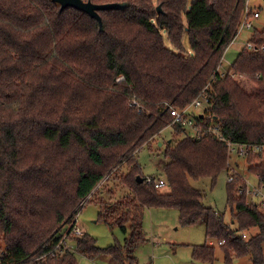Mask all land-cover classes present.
<instances>
[{"label": "trees", "instance_id": "1", "mask_svg": "<svg viewBox=\"0 0 264 264\" xmlns=\"http://www.w3.org/2000/svg\"><path fill=\"white\" fill-rule=\"evenodd\" d=\"M91 1L127 5L99 10L102 29L97 18L54 0H0V264H30L54 247L81 202L79 210L97 203L99 220L119 227L124 241L101 246L93 235L70 230L77 251L38 264H79L78 255L138 264L135 250L148 240L146 210L154 207L177 209L184 226L205 225L194 260L214 263L209 239H216L228 264L244 256L264 264V210L238 193L247 183L241 177L228 183L232 221L193 184L201 178L215 184L228 170L226 141L194 137L172 123L167 109L168 103L183 109L205 90L208 124L219 122L233 143L264 144V49L244 46L219 71L247 0H157L162 11L154 0ZM253 28L249 40L264 48V28ZM166 128L175 132L161 143L168 192L146 181L137 159ZM263 152L248 156L264 187ZM252 227L258 232L245 237Z\"/></svg>", "mask_w": 264, "mask_h": 264}, {"label": "rangeland", "instance_id": "2", "mask_svg": "<svg viewBox=\"0 0 264 264\" xmlns=\"http://www.w3.org/2000/svg\"><path fill=\"white\" fill-rule=\"evenodd\" d=\"M154 3L156 4V9L158 6L161 7V4H159L157 0H154ZM247 5L251 7V9L261 10V16L257 19L253 18L252 21H254V25L257 28L263 29L264 0H247ZM248 14L244 16L242 20L243 23L247 21ZM242 29L243 31L239 32L237 40L232 41L225 52L223 64L219 68L221 75L226 68L234 63L240 51L246 45V41L243 40L251 35L254 28H246V30L242 27ZM167 43L170 46L169 42ZM185 43L187 48L190 49L187 35H185ZM201 110L202 109L196 110L198 115L201 114ZM188 132L193 133V130L189 129ZM174 133L172 128H166L162 132V138L160 140L153 142L150 147L145 146L139 150L137 159L142 165L145 176L153 177L157 180L165 178L164 165L169 161V158L165 155V145L161 143L172 139ZM249 157L250 156H233L231 159L234 166L232 174H234V180L236 177H241L243 182H247L248 180L249 186L254 187L259 184L257 176L249 170V160L253 158ZM262 158H264V152ZM121 170L126 173V165L122 166ZM116 183H118V185L116 184V188L122 187V185L119 186L120 180L118 175L116 177ZM228 183L227 170L221 172L215 184L212 183L210 178L193 180L194 186L204 192L206 204L213 206L220 214L224 215L226 220L232 221L231 209L228 205ZM162 189L168 192L169 186H164ZM123 191V188H121V192ZM79 224L86 233L96 237L101 246H108L117 241L123 242L125 239V235L119 227H110L105 222L99 220V205L94 202H86L81 208L79 211ZM144 229L147 233L148 240L135 250L138 264H228L225 261L224 251L216 239H209V242H215V244H212L216 247V260L214 263L194 260L193 245L202 244L206 241L205 225L202 223L188 226L182 225L179 221L178 210L175 208H148L144 218ZM257 232L258 228L252 227L244 233H247L245 237H249ZM155 239H157L158 242H155ZM5 246L6 245H4L3 249ZM78 259L79 264H116L109 256L97 257L91 260L83 255H78ZM251 263V256H244L234 258L233 262L230 264Z\"/></svg>", "mask_w": 264, "mask_h": 264}, {"label": "built area", "instance_id": "3", "mask_svg": "<svg viewBox=\"0 0 264 264\" xmlns=\"http://www.w3.org/2000/svg\"><path fill=\"white\" fill-rule=\"evenodd\" d=\"M254 11L253 17H247V21L244 23L242 22L239 32L243 31L242 27L245 29H252L254 27V21L252 19L258 18L261 16V10L259 9H252ZM251 11V8L247 6L245 15H247ZM246 29V30H247ZM245 30V31H246ZM239 35V34H238ZM238 38V36H237ZM237 40V39H236ZM245 46L250 50H261L264 49L263 47H258L254 42L250 41L249 38H246L245 40ZM224 74V72L222 73ZM210 96L208 95L207 91H202L199 96L187 107L183 109H179L175 107L174 104L168 103V110H170L171 114L173 115L172 123H179L183 125V127L188 131L189 129L193 130V133H190L196 138H200L202 134L206 135H216L217 137L224 139L226 141V145L228 146L229 153H230V162L228 163V182L234 181V174H232L234 166L232 164V157L238 156V157H246L250 153H258L260 151H264V144H247V143H233L229 139H227L226 136L222 133L221 125L219 122H211L208 124L206 120L205 110L209 107L210 103ZM133 105H136L138 107H142V105L138 102L137 99H134L132 101ZM197 109H202L201 114H197ZM258 178V184H259V177ZM146 181L150 184H154L156 188L162 189L164 186H168V182L166 178L161 179H153V177H147ZM247 188L240 187L238 190V193L241 194H248L249 197L256 200L257 205L260 207V209L264 210V187L260 184L258 186L250 187L248 180H247ZM83 204H81L74 210V212L70 215L69 218H67L66 221H64V225L66 226V231H63L62 236L54 244V247H52L49 250H46L44 253L32 256L29 258L30 264H38L41 260L46 259L49 255H55L59 252H64V250H71V251H77V244L74 240L69 239V231H72V234L75 236H81L85 233L83 228L79 224V207ZM244 236H246V233H243ZM219 244H223V241H218ZM210 244H215L214 241H210ZM5 255V253H4ZM3 255V256H4ZM20 263H23L22 261Z\"/></svg>", "mask_w": 264, "mask_h": 264}, {"label": "water", "instance_id": "4", "mask_svg": "<svg viewBox=\"0 0 264 264\" xmlns=\"http://www.w3.org/2000/svg\"><path fill=\"white\" fill-rule=\"evenodd\" d=\"M61 5V8H66L67 6H72L83 10L90 14L92 17L98 19L101 28L103 29V19L99 13V10L103 9H113V8H122L125 7L126 3L121 2H107V3H95L91 0H54ZM159 11H162L161 7L157 8ZM138 181L143 182L144 178L140 175L137 176Z\"/></svg>", "mask_w": 264, "mask_h": 264}, {"label": "crops", "instance_id": "5", "mask_svg": "<svg viewBox=\"0 0 264 264\" xmlns=\"http://www.w3.org/2000/svg\"><path fill=\"white\" fill-rule=\"evenodd\" d=\"M158 239V238H157ZM157 239H155V242H158V240Z\"/></svg>", "mask_w": 264, "mask_h": 264}]
</instances>
